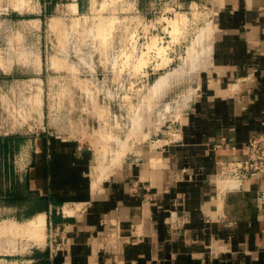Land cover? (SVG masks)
<instances>
[{"label":"rangeland","instance_id":"rangeland-1","mask_svg":"<svg viewBox=\"0 0 264 264\" xmlns=\"http://www.w3.org/2000/svg\"><path fill=\"white\" fill-rule=\"evenodd\" d=\"M217 6L218 0H0V258L48 263L61 243L54 213L46 214L40 240L17 230L44 212L45 201L24 177L41 138L54 150L82 151L71 181L86 194L128 158L156 154L175 139L209 67ZM223 179L229 178L219 171L215 184ZM66 204L56 205L62 218L74 214ZM10 243L16 250L4 249Z\"/></svg>","mask_w":264,"mask_h":264},{"label":"crops","instance_id":"crops-1","mask_svg":"<svg viewBox=\"0 0 264 264\" xmlns=\"http://www.w3.org/2000/svg\"><path fill=\"white\" fill-rule=\"evenodd\" d=\"M215 25L195 99L156 154L128 158L86 194L71 181L86 157L77 147L54 150L45 137L22 152L28 190L61 230L43 264H264V175L239 190L215 184L221 162L264 130V0H218ZM59 203L74 214L58 216Z\"/></svg>","mask_w":264,"mask_h":264},{"label":"built area","instance_id":"built-area-1","mask_svg":"<svg viewBox=\"0 0 264 264\" xmlns=\"http://www.w3.org/2000/svg\"><path fill=\"white\" fill-rule=\"evenodd\" d=\"M242 157L238 160L223 161L220 164V175L238 180L239 186L229 190H239L246 180L264 175V130L254 136L242 148ZM255 202L258 209L264 208V187L256 192ZM63 245L62 241L56 250H51V258Z\"/></svg>","mask_w":264,"mask_h":264},{"label":"bare ground","instance_id":"bare-ground-1","mask_svg":"<svg viewBox=\"0 0 264 264\" xmlns=\"http://www.w3.org/2000/svg\"><path fill=\"white\" fill-rule=\"evenodd\" d=\"M214 24V23H213ZM213 24H211V25H213ZM213 27V26H212ZM215 27V26H214ZM103 29V31H105L106 30V28L104 29V28H102ZM214 29V28H213ZM102 31V30H101ZM100 31V32H101ZM211 47V46H210ZM211 49V48H210ZM209 53H211L210 51H209ZM210 55V54H209ZM207 61V60H206ZM205 62V61H204ZM206 64V63H205ZM168 78V77H167ZM166 77L165 78H163L164 80H166L167 79ZM163 80V81H164ZM168 80V79H167ZM160 82H161V80H160ZM163 82H161V84H162ZM157 84H160V83H157ZM156 87H157V85H156ZM37 102H39V97H37ZM227 177V176H226ZM221 181H223V184L222 185H220L219 186V189L221 188V189H224V191L227 189H232V188H236V187H238L239 186V181L238 180H235V179H231V178H229V179H223V180H220L219 182L221 183ZM220 192H223V191H220ZM68 211V210H67ZM15 226V225H14ZM18 227H17V230H22V233H23V231L26 233V234H22V238H24L26 235L30 238V239H41V238H43V236H44V230L46 229V216H45V214L44 213H39V214H37L34 218H32L31 220H29L26 224H24V225H17ZM13 232V231H12ZM19 233H21V232H19ZM21 236V235H20ZM26 236V237H27ZM21 238V237H20ZM14 241H15V239H14ZM17 241V240H16ZM24 242V241H23ZM15 242H13V244H14ZM11 244V243H10ZM13 244H11V245H8V246H10L9 248L6 246V247H4V249L6 248L7 250H16L15 249V244L13 245ZM13 245V246H12ZM17 246V245H16ZM3 252V251H2ZM1 252V253H2ZM10 252V251H9ZM8 252V253H9ZM4 253V252H3ZM24 263V262H23ZM0 264H22V262H19V261H16V260H12V261H8V260H6V259H2V258H0Z\"/></svg>","mask_w":264,"mask_h":264}]
</instances>
